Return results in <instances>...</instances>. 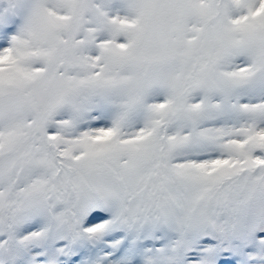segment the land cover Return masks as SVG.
Masks as SVG:
<instances>
[{"label":"snow or ice","instance_id":"obj_1","mask_svg":"<svg viewBox=\"0 0 264 264\" xmlns=\"http://www.w3.org/2000/svg\"><path fill=\"white\" fill-rule=\"evenodd\" d=\"M0 264H264V0H0Z\"/></svg>","mask_w":264,"mask_h":264}]
</instances>
